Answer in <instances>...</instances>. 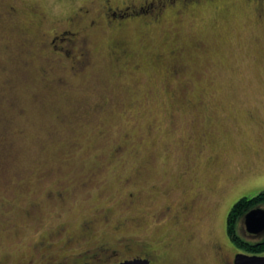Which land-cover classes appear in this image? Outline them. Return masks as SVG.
<instances>
[{
	"label": "rangeland",
	"instance_id": "1",
	"mask_svg": "<svg viewBox=\"0 0 264 264\" xmlns=\"http://www.w3.org/2000/svg\"><path fill=\"white\" fill-rule=\"evenodd\" d=\"M102 2L0 0V264L125 242L117 258L216 264L232 205L264 191V0L122 26ZM63 30L77 39L54 50Z\"/></svg>",
	"mask_w": 264,
	"mask_h": 264
},
{
	"label": "flooded vegetation",
	"instance_id": "2",
	"mask_svg": "<svg viewBox=\"0 0 264 264\" xmlns=\"http://www.w3.org/2000/svg\"><path fill=\"white\" fill-rule=\"evenodd\" d=\"M176 1L180 2L182 0H129L128 2H123V4H121L120 6L112 3L111 0H103L100 11L102 13V16H104L107 25L122 26L124 24L123 21L130 16L135 17L139 14H143L145 12L147 13L148 10L153 8L160 10L164 7V3L173 4V2ZM11 9H14V7H11ZM82 12L89 13L90 10L83 9ZM75 15H78V13H75ZM95 24L99 23L98 21L96 22L93 19H90L88 22V25H90L91 27H93ZM68 34L70 35L69 38ZM76 39L77 32L63 30L54 34L51 39V43L54 50H64V46L67 42L68 44H74V40ZM55 43H57L58 45ZM255 207L262 208L261 205H257ZM227 218L228 214L225 218V234L223 236V239H214L210 247L212 253L214 254V257L216 258V264H236V257L238 254H244L248 256H264V251L259 253H247L236 246L232 238L227 234ZM238 230L241 232L240 234L238 233ZM241 235L246 238H256V243H260L262 244V246L264 245V231L257 235L248 233L245 230L243 218L239 219L236 225V236L240 240H243V237ZM101 244L95 245L92 248L93 253L90 256L87 255V258L84 259V257L86 256H83V254H81L82 256H77L76 259L78 262H73L72 258L67 255L63 258H55V256L49 253V251L51 250L50 245L48 247V244H46V248L48 249L46 250L43 264H116L131 259H145L149 261V264H153V259L156 260L157 258L154 251L148 250L142 244L137 245V248H139V251L137 253L133 255H126V257L124 258H117L116 256H118L122 251L131 252V243H122L121 245H119L118 249L108 248L107 246ZM29 263L34 264L33 261H30Z\"/></svg>",
	"mask_w": 264,
	"mask_h": 264
},
{
	"label": "trees",
	"instance_id": "3",
	"mask_svg": "<svg viewBox=\"0 0 264 264\" xmlns=\"http://www.w3.org/2000/svg\"><path fill=\"white\" fill-rule=\"evenodd\" d=\"M264 205V191L259 192L253 197H242L237 200L231 207L228 213L227 220V234L232 238L236 246L240 249H245L253 253L264 251V245L260 243L249 244L240 240L236 236V225L239 219L243 218L245 213L257 205Z\"/></svg>",
	"mask_w": 264,
	"mask_h": 264
},
{
	"label": "water",
	"instance_id": "4",
	"mask_svg": "<svg viewBox=\"0 0 264 264\" xmlns=\"http://www.w3.org/2000/svg\"><path fill=\"white\" fill-rule=\"evenodd\" d=\"M245 230L257 235L264 231V208L255 207L247 211L243 217ZM116 264H149L145 259H131L125 260ZM236 264H264V256H248L238 254L236 257Z\"/></svg>",
	"mask_w": 264,
	"mask_h": 264
}]
</instances>
